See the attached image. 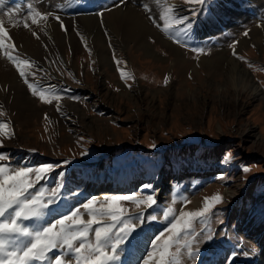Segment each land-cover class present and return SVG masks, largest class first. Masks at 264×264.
<instances>
[{"label": "rangeland", "instance_id": "obj_1", "mask_svg": "<svg viewBox=\"0 0 264 264\" xmlns=\"http://www.w3.org/2000/svg\"><path fill=\"white\" fill-rule=\"evenodd\" d=\"M117 4L119 0H4L0 22L12 14L9 36L15 48L0 49V63L5 62L0 123L9 124V135L0 136V153L10 157L0 163L71 161L37 185L50 190L57 173H66L59 215L86 198L99 203L105 194L135 193L150 183L158 198L153 209L121 202L126 215L151 212L157 219L130 237L120 264H140L151 238L165 227L162 210L171 207L174 215L181 209L195 211L206 197L219 194L220 215L208 225L214 239L194 245L193 250L201 249L196 264H258L264 246V0H209L196 17L191 12L200 6L184 0ZM166 7L194 19L183 37L188 47L160 30ZM33 9L53 15L33 24ZM131 11L143 18L150 33L134 35L126 29L124 19ZM57 14L67 32L61 30ZM192 47L207 51L197 54ZM5 51L32 62L27 79L38 89L54 88L61 95V111L56 101L44 104L30 93ZM232 62L251 78L257 96L244 84L241 70L232 71ZM121 71L132 79L122 80ZM3 74L11 82L2 83ZM17 97L27 98L26 112L18 109ZM249 129L250 137L242 133ZM153 142L155 149L150 147ZM85 151L88 155L81 156ZM241 166L249 171L244 173ZM94 178L100 185L91 182ZM174 194L189 197V202L173 203ZM79 211L86 221L85 210ZM201 227L196 226L197 232ZM134 245L140 252L132 250ZM182 261L192 264L186 255Z\"/></svg>", "mask_w": 264, "mask_h": 264}, {"label": "snow or ice", "instance_id": "obj_2", "mask_svg": "<svg viewBox=\"0 0 264 264\" xmlns=\"http://www.w3.org/2000/svg\"><path fill=\"white\" fill-rule=\"evenodd\" d=\"M126 2L127 0H119L116 6ZM208 2L209 0H184L186 5L200 6L192 10V17H196ZM3 3L4 0H0V6ZM176 12L177 9L173 7L163 9L159 17L163 21L160 30L170 39L188 47L183 37L191 31L194 19L186 15H177ZM29 15L35 24L37 18L47 20L53 13H42L33 9ZM148 18L158 26L154 17ZM55 19L60 23L61 30L67 32L58 14L55 15ZM24 27L27 28L28 24L25 23ZM244 35L248 33L245 32ZM14 48L9 33L5 30L3 22H0V49ZM192 50L197 54L207 51L200 47H192ZM4 54L15 65L20 77L24 78L30 93L44 104L56 101L57 111H61L59 104L61 95L56 93L54 88L38 89L27 79L26 70L33 67L32 62L18 59L8 51ZM233 55L236 56L237 53L233 51ZM120 76L122 80L132 79L123 71L120 72ZM164 84H168L167 77ZM3 115L4 113L0 111V116ZM47 118L45 114V119ZM8 128L9 124L0 123V136H8ZM150 147L155 149L157 145L153 142ZM86 155H88L86 151L81 152V156ZM5 160H10V157L6 153H0V161ZM70 163L69 160H64L62 165L47 163L31 166L0 163V264H73V261L74 264H120L121 250L130 237L144 223L156 221L157 216L151 212L147 215L143 212L134 216L126 215L127 210L121 205L123 201H131L137 208L144 205L147 209H153L158 204V198L150 183L141 185L135 193L105 194L99 203L94 197L86 198L82 205L48 221L47 216L52 212L53 206L58 205L63 195L62 186L66 173L64 171L57 173L55 186L50 190L37 185L41 180H50L57 167L63 168ZM241 167L244 173L249 171L248 166ZM137 196L140 198L137 199ZM172 201L186 204L189 197L174 194ZM222 202V196L216 194L211 198L206 197L202 207L195 211L181 209L179 215H174L171 207L162 210L165 227L151 238L150 250L140 264H183L182 257L185 255L188 261L196 264L201 249L196 247L193 250V247L201 241L210 242L214 239V233L208 225L214 218L219 217L217 206ZM81 207L87 213L86 221L79 211ZM35 221L42 223L37 225L34 224ZM197 225L202 226L199 232L196 230ZM53 251H56L55 256L51 255ZM243 255L247 257L249 253L244 252Z\"/></svg>", "mask_w": 264, "mask_h": 264}, {"label": "bare ground", "instance_id": "obj_3", "mask_svg": "<svg viewBox=\"0 0 264 264\" xmlns=\"http://www.w3.org/2000/svg\"><path fill=\"white\" fill-rule=\"evenodd\" d=\"M133 10V9H132ZM130 11V10H129ZM12 15V14H11ZM7 14V15H4L3 16V25H4V28L5 30L10 34L12 32L13 29H11L12 27V20L13 17ZM2 18V17H1ZM1 20V19H0ZM11 20V21H10ZM124 22H125V26H126V29L130 31L131 34H134L136 33L137 35H145V34H148L150 33L148 30H147V26L145 24V22L143 21V18L141 16H139L135 11H131L127 14L126 18L124 19ZM123 24V23H122ZM122 26V25H121ZM129 33V32H127ZM134 34V35H136ZM17 35V34H16ZM129 36V35H128ZM132 36V35H131ZM253 36H255L253 34ZM132 38V37H131ZM135 39H138V37H134ZM142 44V43H141ZM2 63L4 64L5 62L2 61ZM0 63V73H4L5 71V67H3V64ZM6 66V65H4ZM230 66V65H229ZM231 67H232V71H237V69H240V67L235 63V62H232L231 63ZM241 72H242V75H241V78H244V84H248L250 86V88H253V93L254 95H258V91H256L257 89L254 88V84L252 83L251 81V78L246 74V72L242 71V69H240ZM239 70V72H240ZM240 72V73H241ZM11 82L9 80V77L5 74H3V79H2V83H9ZM13 82V81H12ZM253 85V87H252ZM249 88V87H248ZM260 97V96H259ZM18 98V101H17V105H18V109H20L21 112H26V107L27 105L29 104L26 100L27 98L26 97H23L22 99H20V97H17ZM258 98V97H256ZM29 99V98H28ZM30 107V106H29ZM31 108V107H30ZM15 110V109H14ZM19 111V110H18ZM26 116V115H25ZM23 117V116H22ZM251 129L249 130H246V131H243L242 133H244L245 135H247L248 137H250L251 135H249V133H251ZM66 139H68L66 137ZM65 138H63L64 142L67 141ZM70 140V139H69ZM22 164H27V165H30L32 164V161L29 160V161H24ZM91 182H93V184H99L100 185V180L98 178H94L93 180H91ZM90 183V182H89ZM70 185V184H69ZM98 185V186H99ZM62 192H65L64 189L62 188ZM87 197V196H85ZM230 197V196H229ZM63 202H60L58 205L56 206H53V210L52 212L47 216V218L53 220L54 218L58 217V215L64 210V207H63ZM239 210H236L235 211V215L239 216V214L241 213V210H242V205L240 204L238 206ZM48 219V220H49ZM50 220V221H51ZM40 223V222H39ZM261 238V236H259ZM258 241V240H257ZM264 244V243H263ZM259 245L262 246V243H261V240L259 241ZM133 251H135V253L138 251L140 252V249L138 246L134 245L133 246ZM137 252V253H138ZM264 259V246L261 247V250L259 252V255H258V264H260L259 262L263 261Z\"/></svg>", "mask_w": 264, "mask_h": 264}]
</instances>
